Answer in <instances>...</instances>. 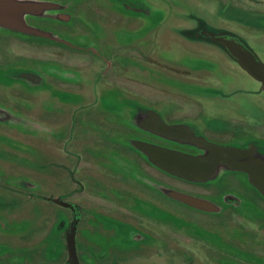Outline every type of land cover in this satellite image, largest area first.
<instances>
[{"label": "flooded vegetation", "instance_id": "obj_1", "mask_svg": "<svg viewBox=\"0 0 264 264\" xmlns=\"http://www.w3.org/2000/svg\"><path fill=\"white\" fill-rule=\"evenodd\" d=\"M34 1L39 33L0 26V264H264V103L242 101L263 81L213 36L264 63V0ZM106 23L128 39L87 38ZM212 147L247 163L192 178L151 155Z\"/></svg>", "mask_w": 264, "mask_h": 264}, {"label": "water", "instance_id": "obj_2", "mask_svg": "<svg viewBox=\"0 0 264 264\" xmlns=\"http://www.w3.org/2000/svg\"><path fill=\"white\" fill-rule=\"evenodd\" d=\"M47 7V4L34 0H0V26L39 33L40 31L26 24L25 18L27 14L40 12ZM213 36H216V40L221 42L245 69L263 81L264 89V63L257 58L255 53L239 40L217 33ZM246 152L236 147H212L201 158H189L180 153H159V151L151 155L154 161L168 171L187 176L185 171L189 168L193 175L190 173L188 177L203 178L213 175L222 165L243 169L247 163Z\"/></svg>", "mask_w": 264, "mask_h": 264}, {"label": "rangeland", "instance_id": "obj_3", "mask_svg": "<svg viewBox=\"0 0 264 264\" xmlns=\"http://www.w3.org/2000/svg\"><path fill=\"white\" fill-rule=\"evenodd\" d=\"M88 27V31L90 32V35L87 36V38H92L93 40L96 41V45L99 47L100 42L102 40H104V44L105 45H111L112 42H114V40H118L119 37H123V35H120L117 33V27L111 23H106L103 26L100 25L99 27H97L95 24H87ZM119 36V37H118ZM123 39L126 41L128 39L127 36H124ZM132 39V37H131ZM103 42V41H102ZM216 49L219 52H226V50L218 44H215ZM26 53V52H25ZM28 53V52H27ZM260 55H262L264 57V52H258ZM262 57V58H263ZM38 57H36V59H24V60H28L30 59V62H39L40 59H37ZM43 62V61H42ZM39 62V65H42L43 63ZM91 72H94V70H92ZM248 78L250 79V77L248 76ZM251 83V84H250ZM250 85H252L253 88H255L256 86H258V83L256 82V80L254 79H250ZM259 100L260 102L264 103V91H260L258 95L256 94H244L243 95V99L242 101L248 106L251 107V102L252 101H256ZM163 107V106H162ZM228 110V109H227ZM230 111V110H228ZM95 127V126H93ZM100 133V138H102L103 141L107 142V141H112L113 137L115 141V135L111 132V131H107L106 129H103L102 131L99 132ZM19 175V176H18ZM21 175L20 174H16L15 172L13 173H8L6 171V169L3 167V185L8 188V189H20V187L15 184L14 182L17 181L18 178H20ZM123 181V180H122ZM212 185L216 186L217 189L222 190L226 187H230L232 190L234 189V191H238L239 190V186H235V185H230V184H225V183H221V182H211ZM41 187L39 188V191H44V192H48L50 187L49 185L43 186L42 184H40ZM228 185V186H226ZM11 187V188H10ZM53 189H50V191H52ZM168 205L173 207L176 211L177 214H181L184 217H187L188 215H191L192 218L194 219H199L201 221H209L210 224L214 227V228H218V229H222V230H226L228 228V226H230L229 220H227L225 217L222 218V216H205V215H200L196 212H188L186 210H184L180 205L172 203V202H168ZM187 215V216H186ZM168 223L173 225H179L181 224L180 222H178L177 219H170L168 220ZM235 225L237 226H241L242 222L239 223L237 222Z\"/></svg>", "mask_w": 264, "mask_h": 264}]
</instances>
